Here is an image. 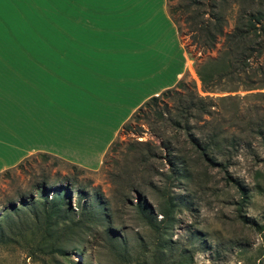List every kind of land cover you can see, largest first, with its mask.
Masks as SVG:
<instances>
[{
	"label": "crops",
	"instance_id": "crops-1",
	"mask_svg": "<svg viewBox=\"0 0 264 264\" xmlns=\"http://www.w3.org/2000/svg\"><path fill=\"white\" fill-rule=\"evenodd\" d=\"M189 73L166 0H4L0 172L36 153L98 168L131 114Z\"/></svg>",
	"mask_w": 264,
	"mask_h": 264
},
{
	"label": "trees",
	"instance_id": "trees-1",
	"mask_svg": "<svg viewBox=\"0 0 264 264\" xmlns=\"http://www.w3.org/2000/svg\"><path fill=\"white\" fill-rule=\"evenodd\" d=\"M169 1L166 0L167 13L178 36L186 34L189 45L201 54L214 50L215 55L204 59L193 57L184 47L193 61L204 95L198 92L194 81L182 78L173 87L145 100L121 126L120 131L124 133L132 128V121L142 118L164 122L163 131L152 129L165 152L163 159L167 164L166 171L154 169V174L163 179L162 186L156 188L157 200L149 205L144 195L137 194L132 204L137 224L150 230L154 243L150 248L148 244L142 245L136 264H189L191 254L183 248L175 256L170 253L175 249L170 231L179 206L170 191L172 183L191 178L195 167L203 171L216 168L223 173L225 181L236 186L244 202L246 194L227 171L241 154L242 135L262 137L264 152V108L254 105L245 113L239 109L234 95H209L264 88V0H247L248 8L238 7L229 29L222 11L224 0H184L183 4L176 5H169ZM253 95L264 96V93ZM167 128L169 134L165 133ZM117 143L111 142L105 155L115 150ZM248 155L255 162L264 161V155L259 159L255 151ZM153 157L151 149L140 154L141 165L149 166ZM253 176H261L260 170H255ZM32 188L33 194H20L17 203L8 201L0 211V245L15 243L23 232L35 231L41 252L64 255V245H81L88 239L98 238L108 243L113 255L123 264H131L130 250L113 228L107 201L93 197L91 202L71 208L70 184L49 188L44 181H38Z\"/></svg>",
	"mask_w": 264,
	"mask_h": 264
},
{
	"label": "rangeland",
	"instance_id": "rangeland-1",
	"mask_svg": "<svg viewBox=\"0 0 264 264\" xmlns=\"http://www.w3.org/2000/svg\"><path fill=\"white\" fill-rule=\"evenodd\" d=\"M168 3L183 4L184 0H170ZM35 4H46V0H35ZM249 5L247 0H224L222 11L229 25L226 29L230 28L234 11ZM46 14V6L35 7V17ZM179 39L193 57L204 59L215 55L214 50L204 54L195 50L189 45L186 34L181 33ZM30 42L35 44V39ZM183 79L194 81L198 92L204 95L200 91L192 59L191 73ZM253 93H264V88L209 95H234L239 109L247 113L254 105L264 108V96ZM163 124L161 120L149 118L145 121L142 118L132 121V128L124 133L120 128L112 140L118 142L115 150L107 155L104 153L96 169L73 166L52 156L29 155L19 162L22 164L18 168L14 166L8 168V172H5L7 169L0 172V211L6 202H16L20 194H33L32 187L38 181H44L49 188L70 184L71 208L89 203L93 197L107 201L113 228L125 239L131 264H136L142 245L148 244L150 248L154 243L150 230L137 224L132 204L137 194L144 195L149 205H154L157 200L156 188L162 186L163 179L154 174V169L166 171L167 164L163 159L165 152L159 147L152 129L156 127L163 131ZM165 133L169 134L168 128ZM242 136L241 154L227 171L238 180L246 194L244 202L236 186L225 181L223 173L216 168L203 171L195 167L191 178L170 185V191L179 203L170 231L171 241L175 244L171 255L175 256L183 248L191 254L189 264H264V161L255 162L248 155L255 151L259 159L263 158L262 137L249 133ZM149 149L154 157L150 158L149 166H143L140 154ZM257 169L261 176L255 178L253 172ZM23 233L17 242L0 245V264H123L113 255L108 243L98 238L88 239L81 245H64L65 254L58 255L40 251L36 244L37 232ZM74 250L77 252L72 253Z\"/></svg>",
	"mask_w": 264,
	"mask_h": 264
},
{
	"label": "snow or ice",
	"instance_id": "snow-or-ice-1",
	"mask_svg": "<svg viewBox=\"0 0 264 264\" xmlns=\"http://www.w3.org/2000/svg\"><path fill=\"white\" fill-rule=\"evenodd\" d=\"M3 3H4V0H0V10H2Z\"/></svg>",
	"mask_w": 264,
	"mask_h": 264
}]
</instances>
